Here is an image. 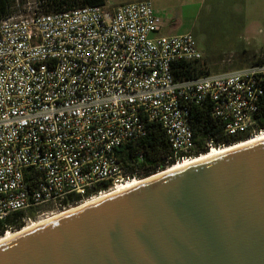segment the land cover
I'll return each mask as SVG.
<instances>
[{
    "label": "built area",
    "instance_id": "2783aa9c",
    "mask_svg": "<svg viewBox=\"0 0 264 264\" xmlns=\"http://www.w3.org/2000/svg\"><path fill=\"white\" fill-rule=\"evenodd\" d=\"M42 4L12 0L0 18V222L65 211L130 180L134 162L119 149L150 124L165 133L170 161L195 157L192 107L208 103L227 138L263 132L264 63L176 81L173 65L202 54L189 33L160 35L148 1L49 13Z\"/></svg>",
    "mask_w": 264,
    "mask_h": 264
},
{
    "label": "water",
    "instance_id": "95a60500",
    "mask_svg": "<svg viewBox=\"0 0 264 264\" xmlns=\"http://www.w3.org/2000/svg\"><path fill=\"white\" fill-rule=\"evenodd\" d=\"M0 264H264V144L17 238Z\"/></svg>",
    "mask_w": 264,
    "mask_h": 264
},
{
    "label": "rangeland",
    "instance_id": "374dc122",
    "mask_svg": "<svg viewBox=\"0 0 264 264\" xmlns=\"http://www.w3.org/2000/svg\"><path fill=\"white\" fill-rule=\"evenodd\" d=\"M34 1L30 0L31 3ZM137 1L142 0H106V5ZM143 1L151 4L160 19V35L189 33L194 37L202 54L199 61L210 75L232 73L264 63V0ZM38 212L22 214L24 227L30 224L28 218L37 222L45 219L47 213H60L49 206Z\"/></svg>",
    "mask_w": 264,
    "mask_h": 264
},
{
    "label": "trees",
    "instance_id": "16d2710c",
    "mask_svg": "<svg viewBox=\"0 0 264 264\" xmlns=\"http://www.w3.org/2000/svg\"><path fill=\"white\" fill-rule=\"evenodd\" d=\"M44 12H59L73 7L83 6H104V0H41ZM12 0H0V18L6 15V8ZM173 76L176 81H187L209 75L208 70L200 61L177 62L173 65ZM264 90V85H263ZM258 125L260 130H264V93L260 98L258 111ZM189 121L196 138L198 153L207 152L206 141L213 142L214 148L232 145L245 138H227L224 136L223 127L210 117V105L205 103L203 107H192L189 114ZM170 147L165 133L159 125L150 124L146 137L127 144L119 149L120 159L126 161L133 160V166L127 169L129 179H146L158 172L164 171L167 167L174 165L169 160ZM140 155L142 160L137 161L136 156ZM67 206V204H66ZM22 212H17L8 216L4 222H0V237L4 235L7 228L12 231H19L24 227L21 221Z\"/></svg>",
    "mask_w": 264,
    "mask_h": 264
},
{
    "label": "bare ground",
    "instance_id": "6f19581e",
    "mask_svg": "<svg viewBox=\"0 0 264 264\" xmlns=\"http://www.w3.org/2000/svg\"><path fill=\"white\" fill-rule=\"evenodd\" d=\"M262 144H264V131L249 139H246V141L244 142L235 144L234 146L210 148L206 154H201L197 157H193L191 159H185L183 161L177 162L173 166L168 167L165 171L159 172L158 174H155L147 179H144V180L131 179V180L124 181L122 183H118L110 192L102 194L98 197H95L90 201H86L85 203H82L80 206H76L75 208L72 207L69 210H65L64 212H60L58 214L48 216L45 219H41L37 222H31L30 224H27L25 227H23L19 231H16L13 233L11 232L6 233L3 237H0V247L17 238L30 234L34 232L35 230L41 229L61 218L69 216L70 214L79 212L81 210H84V209L93 207L97 204H100L104 201H107L112 198H116L118 196L126 194L138 188L141 185L147 184L155 180H159L161 178L173 175L178 172H182L184 170H187L189 168L195 167L203 163L211 162L213 160L222 158L229 154L243 151L246 149H250V148L262 145Z\"/></svg>",
    "mask_w": 264,
    "mask_h": 264
},
{
    "label": "crops",
    "instance_id": "0c3cea01",
    "mask_svg": "<svg viewBox=\"0 0 264 264\" xmlns=\"http://www.w3.org/2000/svg\"><path fill=\"white\" fill-rule=\"evenodd\" d=\"M105 1V5L104 6H106L107 7V5H106V0H104ZM116 6H118V5H116ZM111 7H114V6H111Z\"/></svg>",
    "mask_w": 264,
    "mask_h": 264
}]
</instances>
